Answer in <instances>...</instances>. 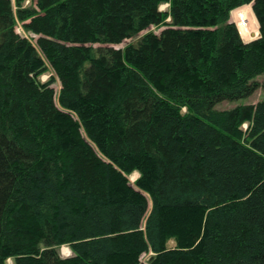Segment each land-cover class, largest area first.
Here are the masks:
<instances>
[{"label": "trees", "instance_id": "trees-1", "mask_svg": "<svg viewBox=\"0 0 264 264\" xmlns=\"http://www.w3.org/2000/svg\"><path fill=\"white\" fill-rule=\"evenodd\" d=\"M260 76L264 0H0V264H264Z\"/></svg>", "mask_w": 264, "mask_h": 264}, {"label": "rangeland", "instance_id": "rangeland-1", "mask_svg": "<svg viewBox=\"0 0 264 264\" xmlns=\"http://www.w3.org/2000/svg\"><path fill=\"white\" fill-rule=\"evenodd\" d=\"M248 7H250V6L248 5ZM248 7H247V8H248ZM162 8H163V9H166V8H167V5H163ZM247 8H246V9H247ZM235 12H236V11H235ZM242 13H243V14H244V13H245V14H249V13H247V10H246V11H242ZM253 20H254V18H253ZM232 21H234V22L236 23V25L238 26V28H239V30H240V32H241V35H242V37H243L244 40H245V38H250V37H254V38H256V37L258 36V35H256V33H257V32H256V28L258 29L256 23H255L256 27H254L255 25L253 24V22H250L248 27L243 28L242 25H241V26L238 25L240 22H239L238 19H237V20L234 19V17H233V13H232ZM254 22H255V20H254ZM251 27H252V28H251ZM150 30H153V31H156V32H160V31L162 30V28L152 26V27L150 28ZM18 31H20V32H22L23 34H25V32L23 31V29L21 28V25H19ZM258 31H259V29H258ZM143 33H145V32H143ZM143 33H142V34H143ZM27 35H28V34H27ZM29 35H30V34H29ZM30 36H31V35H30ZM254 38H253V39H254ZM134 40H135V39H132V40H126V41H124L123 43H121V44H119V45H116L115 47H117V48H119V47H124L126 44H128L129 42L134 41ZM250 40H252V39H250ZM250 40H245V41H250ZM52 75H54V73H53L52 70H51V72H48L47 74H44V75L42 76V80L46 81V80H48V79L50 78V76H52ZM260 77H261V79L264 78L263 76H260ZM56 78H57V77H56ZM54 87H55V89H56L57 91H59V88H60V82L57 81V82L54 84ZM261 100H264V90H263V89H258L254 94H252V95L249 96V97L241 98V99L236 100V101H222V102L218 103V104L216 105V107H217L218 109H227V108H231V107L237 106V105H239V104L256 103V102L261 101ZM137 177H138V174H137V173H135L134 175L129 176V178H130V180H131L132 183L135 182V180H136ZM169 245H170V246L174 245V242H173V241L169 242ZM60 252H61V254H62L63 256H70V255L72 254L71 250H70L69 247H67V246H63V247H61ZM151 254H152V253H147V254H144V255L142 256V260L144 261V263L148 264V263H147V262H148V258H149V255H151ZM9 264H12V261H9Z\"/></svg>", "mask_w": 264, "mask_h": 264}, {"label": "bare ground", "instance_id": "bare-ground-1", "mask_svg": "<svg viewBox=\"0 0 264 264\" xmlns=\"http://www.w3.org/2000/svg\"><path fill=\"white\" fill-rule=\"evenodd\" d=\"M235 11H236V9L233 12H235ZM247 13H250L251 14L250 10H248Z\"/></svg>", "mask_w": 264, "mask_h": 264}, {"label": "water", "instance_id": "water-1", "mask_svg": "<svg viewBox=\"0 0 264 264\" xmlns=\"http://www.w3.org/2000/svg\"><path fill=\"white\" fill-rule=\"evenodd\" d=\"M260 36V31H259V34H258V36L256 37V38H258ZM256 38H254V39H256ZM253 40V39H252Z\"/></svg>", "mask_w": 264, "mask_h": 264}]
</instances>
